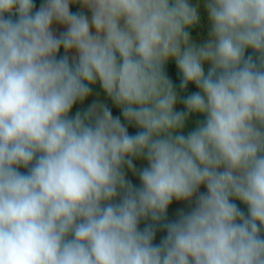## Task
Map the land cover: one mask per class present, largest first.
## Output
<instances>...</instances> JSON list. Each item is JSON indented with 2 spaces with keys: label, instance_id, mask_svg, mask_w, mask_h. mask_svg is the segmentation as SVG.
<instances>
[{
  "label": "clouds",
  "instance_id": "obj_1",
  "mask_svg": "<svg viewBox=\"0 0 264 264\" xmlns=\"http://www.w3.org/2000/svg\"><path fill=\"white\" fill-rule=\"evenodd\" d=\"M0 264H264V0H0Z\"/></svg>",
  "mask_w": 264,
  "mask_h": 264
},
{
  "label": "rangeland",
  "instance_id": "obj_2",
  "mask_svg": "<svg viewBox=\"0 0 264 264\" xmlns=\"http://www.w3.org/2000/svg\"><path fill=\"white\" fill-rule=\"evenodd\" d=\"M114 111H116L115 113H113L114 115H117L118 114V111L116 109L113 108ZM133 183H138V180L136 177H133V176H130L129 177ZM201 190L203 191V188H201ZM173 204L172 207H170L171 205ZM170 206H169V209H168V215H169V218H172L174 216V213L176 211L177 208H180V207H183L182 204H179L177 202H173ZM162 233H158L157 234V240L159 239V236L161 235Z\"/></svg>",
  "mask_w": 264,
  "mask_h": 264
},
{
  "label": "trees",
  "instance_id": "obj_3",
  "mask_svg": "<svg viewBox=\"0 0 264 264\" xmlns=\"http://www.w3.org/2000/svg\"><path fill=\"white\" fill-rule=\"evenodd\" d=\"M36 2H37V4H38V2H39V0H36ZM168 74H169V76H170V78L173 80V82H174V84L176 83V74H175V69H174V65H169L168 66ZM112 111H113V113H115L116 111H114L113 109H112ZM116 114V113H115ZM118 115V114H117ZM131 131H134L133 129H130V132ZM173 206V204L170 206V207H172Z\"/></svg>",
  "mask_w": 264,
  "mask_h": 264
}]
</instances>
